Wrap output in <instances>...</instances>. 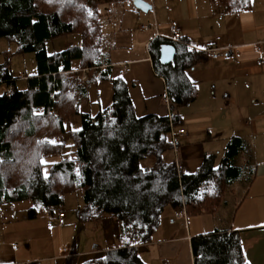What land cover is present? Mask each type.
Returning a JSON list of instances; mask_svg holds the SVG:
<instances>
[{"label":"trees","instance_id":"trees-1","mask_svg":"<svg viewBox=\"0 0 264 264\" xmlns=\"http://www.w3.org/2000/svg\"><path fill=\"white\" fill-rule=\"evenodd\" d=\"M118 1L0 0V39L16 43L20 54H34L36 63L24 90L8 64H0V87L7 88L0 93V205L34 202L54 214L63 211L66 194L81 193V218L113 219L122 241L82 264H145L138 246L152 241L167 211L214 214L241 172L234 155L218 163L206 156L194 174L167 158L176 145L172 129L180 110L197 97L187 72L204 58L183 39L171 43L176 56L167 65L160 62V50L168 42L156 38L149 45L156 74L166 82L170 117H137L128 86L118 79L111 105L96 116L82 115V129L70 131L67 122L80 114L90 83L82 72L89 76L101 66L98 7ZM221 1L234 12L250 7V0ZM71 35L80 38L81 49L48 54L49 42ZM191 245L194 264H248L238 232L197 236ZM64 264H80L79 254Z\"/></svg>","mask_w":264,"mask_h":264},{"label":"crops","instance_id":"crops-1","mask_svg":"<svg viewBox=\"0 0 264 264\" xmlns=\"http://www.w3.org/2000/svg\"><path fill=\"white\" fill-rule=\"evenodd\" d=\"M146 2L152 5L147 13L139 10L133 0L98 7L104 37L101 66L89 76L87 71L82 72V80L90 83L80 103V114L69 118L68 128L79 131L82 115L96 116L108 108L114 97L113 81L118 79L126 82L137 117H170L166 82L156 74L149 45L156 38L171 44V25L178 24L189 49L202 53L204 58L187 72L197 97L180 110L179 123L172 132L183 129L186 135L177 137L175 148L168 153L173 154L169 160L187 174H194L206 156H215L218 163L224 159L220 155H234L231 160L236 166V157L241 159L242 165L237 166L241 172L214 214L178 219L174 212L167 211L152 241L138 246L140 258L145 264H194V237L238 232L246 262L264 264V0H250L249 9L240 12L229 10L221 0ZM143 25L148 30H142ZM68 43L81 42L78 37L77 42ZM214 49H219L217 58L207 53ZM62 51L54 48L52 54ZM34 64L31 75L36 74ZM19 75L21 79L28 76L23 72ZM2 87L0 93L6 92L7 88ZM246 177L241 195L232 197L236 185ZM101 220L106 246L89 251L90 255L122 243L118 224L110 218ZM14 246L0 243V264H64L70 255V251L63 253L64 247L60 255L32 261L20 256L19 247Z\"/></svg>","mask_w":264,"mask_h":264},{"label":"rangeland","instance_id":"rangeland-1","mask_svg":"<svg viewBox=\"0 0 264 264\" xmlns=\"http://www.w3.org/2000/svg\"><path fill=\"white\" fill-rule=\"evenodd\" d=\"M68 39L70 40L68 41ZM77 40V35L67 36L57 41L54 40V43L47 44V52L52 54L54 48H57L58 51H62L64 47L70 48L71 44L68 42H77ZM64 41L67 42L66 45ZM17 50L18 45L16 43L0 39V64H8L11 73L17 78L20 76V72L28 76L31 75L35 71L34 54H20ZM4 52H8L9 56L5 55ZM23 78L22 76V79L18 80V88L21 90L26 87ZM83 79H86V77ZM1 88L3 87L1 86ZM59 139L60 137L57 138V140ZM172 155L167 154V158H172ZM236 158L237 166H241V159ZM246 181L247 177L236 185L232 197L241 195L242 186L246 184ZM62 208L67 218L59 220L57 212L50 214L41 204L34 202L0 205V243L16 244L20 249L19 255L32 261L37 258L60 255L64 247L68 248L70 254H80V264L88 259H93L98 254L90 255L89 251L106 246L102 220L85 221L81 218L80 212L85 208V203L82 194L79 192L66 194ZM31 209L35 210L34 217L30 214ZM185 218L197 219L198 216L190 217L186 215ZM35 263L52 264V262L40 263L37 261Z\"/></svg>","mask_w":264,"mask_h":264},{"label":"built area","instance_id":"built-area-1","mask_svg":"<svg viewBox=\"0 0 264 264\" xmlns=\"http://www.w3.org/2000/svg\"><path fill=\"white\" fill-rule=\"evenodd\" d=\"M141 29L142 30H148V27L143 25L141 27ZM171 34H172V41L173 42H178L179 40L183 39L182 38L181 28L176 23H173L171 25ZM156 36H158V34ZM74 47H76L78 49H81L82 48V43H76L75 45L74 44H71L70 45V48H74ZM207 53H209L212 58H217L219 56V49L208 50ZM262 63L264 64V55H263V58H262ZM183 135H186V132L183 129L179 130L177 133L172 132V139H173L174 142H176L177 137L178 136H183ZM57 216H58V219L59 220H63V219L66 218V214H65L64 211H59L57 213ZM185 216L186 215H185V212L184 211H179V212L175 213V217L178 218V219L179 218H182V217H185ZM14 248H17V246H14ZM63 253L65 255H67L69 253V250L67 248H65L63 250Z\"/></svg>","mask_w":264,"mask_h":264},{"label":"water","instance_id":"water-1","mask_svg":"<svg viewBox=\"0 0 264 264\" xmlns=\"http://www.w3.org/2000/svg\"><path fill=\"white\" fill-rule=\"evenodd\" d=\"M134 5L142 12H149L152 10V5H150L145 0H133ZM176 56V48L172 44H164L160 50V62L163 65L170 64Z\"/></svg>","mask_w":264,"mask_h":264},{"label":"snow or ice","instance_id":"snow-or-ice-1","mask_svg":"<svg viewBox=\"0 0 264 264\" xmlns=\"http://www.w3.org/2000/svg\"><path fill=\"white\" fill-rule=\"evenodd\" d=\"M89 15H90V13H89ZM34 115H38L37 113H34ZM49 143H53L52 141H49ZM41 163L43 164V163H45L43 160H41ZM45 177H46V173H45Z\"/></svg>","mask_w":264,"mask_h":264}]
</instances>
